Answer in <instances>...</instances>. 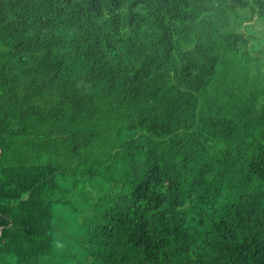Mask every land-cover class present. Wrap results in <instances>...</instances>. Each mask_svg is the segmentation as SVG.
<instances>
[{
  "label": "trees",
  "instance_id": "trees-1",
  "mask_svg": "<svg viewBox=\"0 0 264 264\" xmlns=\"http://www.w3.org/2000/svg\"><path fill=\"white\" fill-rule=\"evenodd\" d=\"M255 23L264 0H0V264H264Z\"/></svg>",
  "mask_w": 264,
  "mask_h": 264
},
{
  "label": "rangeland",
  "instance_id": "rangeland-1",
  "mask_svg": "<svg viewBox=\"0 0 264 264\" xmlns=\"http://www.w3.org/2000/svg\"><path fill=\"white\" fill-rule=\"evenodd\" d=\"M242 14L244 16L247 15V13H245L244 11H242ZM244 23L245 22H243V24ZM241 28H242L241 30H243L246 34L249 33V30H253L252 33H254V34H259V33H262L264 26L261 23H255L252 28L251 27H249V29L246 27H241ZM251 41H253V40H251Z\"/></svg>",
  "mask_w": 264,
  "mask_h": 264
}]
</instances>
